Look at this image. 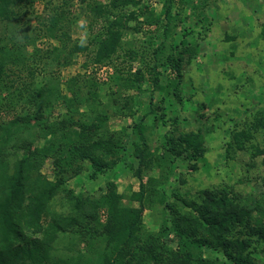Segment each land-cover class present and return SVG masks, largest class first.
I'll return each mask as SVG.
<instances>
[{
  "label": "trees",
  "instance_id": "1",
  "mask_svg": "<svg viewBox=\"0 0 264 264\" xmlns=\"http://www.w3.org/2000/svg\"><path fill=\"white\" fill-rule=\"evenodd\" d=\"M75 1L85 6V45L70 34L78 19L71 12ZM188 4L160 0L155 12L141 0H0V264H258L253 254L264 253V197L227 186L199 190L192 198L175 189L167 197L159 192L163 182L150 176L143 182L161 164L173 170L174 160L202 153L201 133H178L176 118L159 156L144 134L149 128L141 120L130 126L137 136L129 157L137 160L139 188L127 198L117 193L113 170L126 151L127 132L110 130L109 121L136 112L125 92L141 93L147 82L159 92L171 88L181 103L182 67L198 56L199 41L216 25L203 16L182 27L189 18L185 10H193ZM129 35L141 36L138 46L123 45ZM43 39L54 44L41 47ZM78 55L83 73L61 82L59 70ZM104 85L105 103L99 95ZM57 106L62 112L53 119ZM163 109L150 107L156 125L160 120L165 126ZM250 129L264 130V114L247 132L234 133V142L250 139ZM47 161L52 180L42 173ZM84 165L90 180L112 172L97 197L65 188L66 178ZM56 196L65 212L52 209ZM154 196L166 218L149 231L143 213ZM169 233L174 247L164 241Z\"/></svg>",
  "mask_w": 264,
  "mask_h": 264
},
{
  "label": "rangeland",
  "instance_id": "2",
  "mask_svg": "<svg viewBox=\"0 0 264 264\" xmlns=\"http://www.w3.org/2000/svg\"><path fill=\"white\" fill-rule=\"evenodd\" d=\"M141 1L159 12L160 0ZM193 1L191 5V1L186 0L189 3L186 9L191 7L193 10H185L184 15L189 18L182 27L191 26L194 20L203 16L207 20L212 18L216 25L209 28L206 39L199 41L198 56L182 67L181 103L173 99L171 88L167 87L159 92L152 90L151 85L144 82L141 93L125 92L133 98L136 110L134 115L110 118V130L125 128L127 132L123 139L126 151L113 170L117 193L127 198L139 188V180L134 174L138 168L137 160L129 157L137 136L130 134V126L141 120L144 130L149 128L144 134L151 150H155L159 156L163 152V135L169 131L172 118H176L178 133H201L202 153L189 159L174 160L173 170L161 164L160 168L148 173L143 182L149 176L157 179L158 184L163 182L159 192H165L167 197L175 189L192 198L199 190L222 186L243 196L264 197V130L250 129L252 137L239 144L233 139L234 133L239 130L247 132L254 120L264 114V39L260 36L264 29V0ZM41 8V4L37 3L34 11L39 13ZM71 12L78 18L70 28L71 37L85 45L88 39L85 6L75 1L71 5ZM139 39L141 40L140 35H129L124 39L123 45L138 46ZM53 44L45 39L38 42L41 47ZM82 60V55H78L72 65L61 68L59 80L62 82L75 74L83 73ZM163 79L160 77V84L166 85ZM106 92L107 86L104 85L99 92L104 103L109 99L105 98ZM163 94L168 96L167 99H161ZM149 103H152V107H164L165 126L160 120L156 125L153 115L149 113ZM61 112V106L55 107L53 119ZM33 145L39 147L42 141H36ZM42 173L48 179H53L50 161L45 162ZM89 173L88 166L84 165L79 175L66 178L65 188L76 195L99 196L104 191L105 183L112 177V172L98 175L94 180L89 179ZM59 199L56 196L51 207L57 212H65L66 208ZM158 199V196H154L153 204L143 213V224L149 231H157L166 218ZM164 241L173 247L176 245L171 233L164 236ZM61 246L59 243L58 247ZM63 252L64 250H59L60 255ZM254 252L257 263L264 264V253L260 249Z\"/></svg>",
  "mask_w": 264,
  "mask_h": 264
}]
</instances>
